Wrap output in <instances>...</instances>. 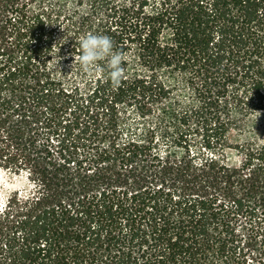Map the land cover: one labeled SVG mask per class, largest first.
<instances>
[{
	"label": "trees",
	"instance_id": "16d2710c",
	"mask_svg": "<svg viewBox=\"0 0 264 264\" xmlns=\"http://www.w3.org/2000/svg\"><path fill=\"white\" fill-rule=\"evenodd\" d=\"M7 1L0 87L16 114L59 137L49 145L59 156L27 153L34 184L0 212V264H264L253 236L240 238L264 233V157L246 145L247 115L264 110V0H96L125 79L114 88L100 61L86 90L64 85L83 71L70 62L77 36L57 65L55 27ZM128 106L139 117L162 111L150 135L183 144L196 131L209 151L156 152L125 127ZM233 129L245 132L241 167L225 160Z\"/></svg>",
	"mask_w": 264,
	"mask_h": 264
},
{
	"label": "rangeland",
	"instance_id": "374dc122",
	"mask_svg": "<svg viewBox=\"0 0 264 264\" xmlns=\"http://www.w3.org/2000/svg\"><path fill=\"white\" fill-rule=\"evenodd\" d=\"M7 2L9 4L16 3L13 8L9 6L11 10L16 9V5L19 4V10H21V14L25 16V19H43L46 24L55 27L54 42L58 47L61 44L65 46L63 53L57 51L54 54V57H57V59L70 54L68 40L72 36H77L76 39H80L82 35L89 33V31L102 35V25L97 21V18H103L104 16L96 0H8ZM12 13L17 12L12 11ZM86 19H92L94 23L89 31L83 26V22ZM12 39L11 37L9 38V43L12 42ZM15 49L18 52V48ZM5 56L9 55L6 54ZM51 62L57 63L56 61ZM70 62H74V58L70 59ZM71 73L70 68L68 74L71 75ZM97 76L98 73L90 75L83 70L80 73L71 75L69 81H64V85L67 88H71V85H77L81 90H86L91 80L94 81V78ZM176 92L180 93L179 99L182 101H179V103L182 106L192 103L193 95L190 91L180 92L176 90ZM8 94L6 89L0 87V212L5 208L8 198L16 191L24 195L32 190L34 181L29 175L30 165L26 162L27 153H34L36 149H41L43 150L41 153L44 155L48 153L47 149H50L55 157L59 156L58 150L53 151L49 146L51 143L56 144L59 137L52 133L49 134L41 123L30 122V117L22 118V115L16 114V111L12 108L13 102L9 100ZM125 110L127 117L125 127L130 129L133 136L147 135L148 139H153V143L156 144V152H160L165 156L171 152L181 157L187 154L188 150L193 154L209 151L203 145L201 135L196 131L191 132L183 144H180L178 140H170L172 139L171 137H162L159 130L155 131V135H150L151 133L148 131L149 127L156 120L157 114L162 112L156 107L152 114L149 113L144 117H139L133 106H128ZM246 121L247 130H250L252 133V136L246 142L247 147L254 145L253 148H260L261 154L264 157V110L249 113ZM126 128L125 131H127ZM244 134L245 132L243 131L233 129L230 139L226 143L225 160L235 167H241L244 164V152L246 150L241 151L239 147V142L245 141L243 140ZM124 138L121 140H124ZM99 143L104 145L106 140H100ZM250 232L241 230L240 238L243 240L241 245H244V240H246V237H249V234L252 235L254 240L251 255L252 253H258L259 256L264 257V231L260 235L251 234ZM247 256H249V252Z\"/></svg>",
	"mask_w": 264,
	"mask_h": 264
},
{
	"label": "clouds",
	"instance_id": "9594fccd",
	"mask_svg": "<svg viewBox=\"0 0 264 264\" xmlns=\"http://www.w3.org/2000/svg\"><path fill=\"white\" fill-rule=\"evenodd\" d=\"M79 44L81 54L74 56L73 68L78 62L84 71L95 75L103 70L99 62L106 61L104 67L107 69V79L114 88L120 87L125 79V70L122 66L124 54L114 50L115 44L111 37L89 32L80 37ZM51 61H56L58 65L60 59L54 57Z\"/></svg>",
	"mask_w": 264,
	"mask_h": 264
}]
</instances>
